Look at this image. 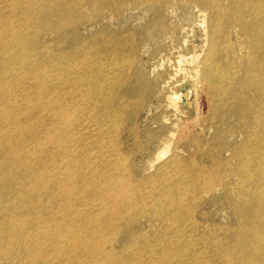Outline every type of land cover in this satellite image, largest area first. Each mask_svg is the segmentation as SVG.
<instances>
[{
  "label": "rangeland",
  "instance_id": "374dc122",
  "mask_svg": "<svg viewBox=\"0 0 264 264\" xmlns=\"http://www.w3.org/2000/svg\"><path fill=\"white\" fill-rule=\"evenodd\" d=\"M202 1L201 4L195 0H0V20L8 28L4 35L0 30L3 52L0 80L4 76L6 80L12 79L14 87L11 89L14 99L1 103L0 109L19 112L22 118L41 112L35 127L41 129L52 123L54 135L63 134L67 124H73V117H78L73 124V132L79 138L74 163L85 167L77 162L85 156L84 182L93 184V171L100 168L109 171L113 163L118 179H125L129 186L137 185L133 186L135 194L126 198L127 208L121 210L106 243L93 235L90 245L99 248L98 261L116 258L125 264H153L167 257L162 264H177L185 257L191 264H227L228 259L237 264L236 253L228 256L214 241L223 246L235 244L243 228L247 229L243 241L253 240L255 246L264 248V241H257L264 237V225L254 217L264 199V189L257 188L260 182L255 169L239 167L235 153V148L246 139L251 123L240 117L243 108L234 105L250 83H232L226 88L223 102L232 98L224 113L219 112L220 104L216 106L215 97L198 85L203 59L212 58V48L218 50L216 64L212 66L228 61L223 69L225 79L228 74H235L242 84L241 78L246 80L247 76L242 69L245 67L232 69L237 64H231V58L233 53L236 57H247L250 47L242 34V23L229 20L230 12L235 10L228 7L232 0ZM6 34L8 37L3 41L1 36L4 38ZM11 39H15L16 46ZM18 47L30 59L11 65L14 59L10 58L11 51ZM100 50L104 54L90 76L95 82L106 83L109 89L106 86L99 89V101L91 110L89 100L79 98L72 80L79 79L90 65L83 56ZM197 63L200 67L189 73ZM8 65L11 67L5 71ZM185 71L187 79L183 82ZM167 85L182 95L183 111L175 118L184 129L188 128L189 137L193 135L196 144L181 141L178 133L170 136L175 130L172 127L175 118L168 107ZM58 93L66 98L68 116L63 122L53 123L56 120L53 100ZM42 96L51 102L40 108L38 105L42 103L36 102ZM248 96L253 101L252 92ZM104 100L111 104L123 100L125 111L117 118L110 117ZM21 123L28 124L23 120ZM165 138L170 141L168 148L163 147ZM26 144L24 138L19 141L21 147ZM49 147L57 153L55 142ZM237 152L240 153L238 149ZM174 155L191 160L178 165L176 176L186 191L182 199L179 197L183 211L181 221L175 223L170 233L174 246L166 249L168 253H162L166 251L163 249L155 253L145 249L144 243L157 234L160 237L168 233L176 218L172 213L168 214L171 219L159 217L164 208L150 196L162 185V171ZM51 163L61 176L68 175L70 165L64 158L55 156ZM150 180L156 188L150 186ZM66 194H70L66 200L74 206L75 213L86 215L85 220H90V215L104 217L109 213L103 200L104 191H89L83 197L84 202L72 190L67 189ZM126 194L127 190L120 187L114 196L120 199ZM110 204L112 207L113 202ZM242 213L251 224L244 225ZM78 249L81 250L78 256L87 259L82 243ZM62 252L64 258L71 255L68 247ZM0 264H6L4 258H0Z\"/></svg>",
  "mask_w": 264,
  "mask_h": 264
},
{
  "label": "bare ground",
  "instance_id": "6f19581e",
  "mask_svg": "<svg viewBox=\"0 0 264 264\" xmlns=\"http://www.w3.org/2000/svg\"><path fill=\"white\" fill-rule=\"evenodd\" d=\"M195 1L203 3L202 0ZM53 4L57 5L55 1ZM69 6L70 3L67 4V7ZM228 7L235 8L230 12L232 16L229 17V20L235 19L242 23L241 31L250 47V54L247 57H236V54L233 53L231 58V64H237L231 66L232 69L238 66L245 67L242 69L247 74L246 80L242 77L240 82L242 84H239L235 74H228L227 79H225L223 69L229 62L224 60L222 65L212 66L218 56V50L212 48V58L203 59L198 85H203L211 93V96L215 97L216 106L220 104L219 112L224 113L232 98L227 97L225 100L227 103L223 102L222 98L226 94V88L232 86V83H237V85L250 83L246 87V91L238 96L234 105L243 108L240 117L251 123L246 139L235 148V153L238 157L239 167L251 166L252 169H255L260 182L257 183V188L262 187L264 189V0H232ZM219 8L222 7L219 6ZM216 29L217 27L214 28V30ZM0 30L2 35L8 31L3 20H0ZM25 32L28 31L25 30ZM6 37H8L7 34L4 38L1 36L3 41ZM11 40V43L16 46L15 39ZM14 50L12 49L10 54V58L14 57L11 65H18L21 61L26 62L30 59L23 49L18 47ZM2 53L0 50V55ZM103 54L104 52L100 50L89 52L83 56V59L88 60L90 65L79 79L72 80L79 98L83 100L86 97V101L89 100L88 102H90L88 107L91 110H94V104L99 101V89L102 86L109 89L106 83L95 82L90 76L94 67L102 59ZM83 59L82 61H85ZM11 65L5 66V71H8ZM198 66L200 67L199 63L193 69L190 68L189 73H195L194 70ZM85 67L83 66V68ZM4 77L0 80V104L14 99L11 92V89L14 88L13 81L12 79L6 80ZM186 79L187 73L185 71L182 81L184 82ZM166 89L169 91L167 94L169 95L168 107L172 108L175 118L177 114H181L183 111L180 101L182 95L180 96V91L175 87H171L170 90L169 85H167ZM248 92H252L253 101L249 98ZM186 98L188 99V97ZM116 101L122 102L116 103ZM116 101L113 102L114 104H111V101L107 103L106 100L103 102V106L108 109L107 112L113 118H117L120 112L123 113L126 106L123 100ZM50 102L42 96L36 103H42L38 107L43 108ZM53 104L56 111V120L53 123L63 122L68 116L67 109H65L66 98L58 93ZM40 115L41 112L36 111L34 116L22 118L19 112L14 113L10 110L0 109V243L3 244L0 247V258H4L6 264H89L90 262L92 264H125L116 258L109 259V261H98L97 256L100 254V250L90 244H92L93 235H97L106 243V238L120 217L121 210L127 208L126 198L135 194L133 186L137 187V185L129 186L125 179H118L114 173L113 163L109 171H104L103 168L93 171L95 181L93 184L84 182L83 179L86 175L83 173H86L84 170L87 168L85 156L83 155L81 159L77 160L79 163H84L85 167L82 168L81 165L74 163V149L79 138L73 132V124L79 118L75 116L73 117V124H67L65 132H68L65 135V132L61 135H54L52 123L41 129L35 127L34 124L39 123ZM217 117L222 119L223 115ZM21 120L28 123L27 126H23ZM181 121L184 122V120ZM172 125L175 130L171 132V137L178 133L176 136H179L178 139L181 141H191L196 144L195 137L193 135L189 137V130L182 127V122H178L175 118ZM26 135L29 137L28 140ZM22 138L27 141V144L21 147L19 141ZM52 142L56 143L57 153L49 147ZM169 145L170 141L165 138L163 147L168 148ZM245 145H247V149H245ZM237 149L240 153L237 152ZM113 151L115 153L114 147ZM55 156H60L68 162L70 165L68 175L61 176V173L52 167L51 159ZM257 161L260 162L259 166L255 165ZM187 162L190 163L191 160L184 159L180 155H174L162 171L164 180L162 185L155 190L156 193H152L153 195L150 196V199L158 201L164 208L159 217L171 219L168 214L172 213L176 219H174L175 222L168 233L158 237L157 232L155 233L156 236L149 238L144 243L143 247L149 251L158 253L161 249L166 250L174 246L170 233L175 227V223L181 221L180 215L183 209L179 197L182 199L186 195L184 185L176 176L180 170L178 165ZM248 173L247 170L243 179H248ZM149 184L156 188L154 181L150 180ZM120 187L125 188L127 194L124 198L118 199L114 193ZM67 189L72 190L73 194H77V198L81 202H84L83 197L89 191L91 193L104 191L103 200L109 213L104 217L90 215V220H85L86 215L75 213L74 206L67 202L66 198L70 195H64ZM110 201L113 202L112 207ZM16 207L17 210L14 211ZM129 217L130 214L127 212V218L129 219ZM254 217L264 225V199L260 201V206L254 212ZM242 218L246 219L244 225L251 224L249 217L244 213H242ZM98 226L100 227L99 230L96 228ZM205 232L208 233L209 231L205 230ZM246 237L247 229L243 228L239 232L235 244L223 246L220 241L214 242L228 256L236 253L237 264H264V248L260 249L255 246L253 240L250 243L243 241ZM257 241H264V237H260ZM80 243H82L83 250L86 251L87 259L86 257L81 259L78 256L81 251L78 249ZM64 247H68L71 253L65 258L62 252ZM162 253H168V250ZM164 259L153 261V264H162ZM171 260L172 258L168 262ZM231 260L228 259L227 264H232ZM177 264L191 263L190 260L183 257V261L178 260Z\"/></svg>",
  "mask_w": 264,
  "mask_h": 264
}]
</instances>
